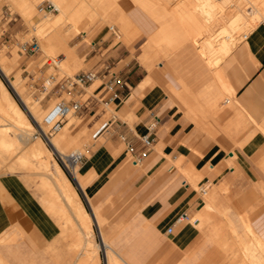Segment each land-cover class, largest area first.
Segmentation results:
<instances>
[{"label":"crops","instance_id":"0c3cea01","mask_svg":"<svg viewBox=\"0 0 264 264\" xmlns=\"http://www.w3.org/2000/svg\"><path fill=\"white\" fill-rule=\"evenodd\" d=\"M129 20L121 27L124 36L135 26L142 35L140 41L137 38L131 44H126L115 40L116 35L109 29V32L99 34L89 46L81 41L74 44L75 48L68 44L70 53L64 54L69 60L75 54L82 58L83 67L76 72L92 69L97 73L95 80L86 86L61 87L70 94L68 99L61 98L67 103L87 101L86 105L81 103L74 115L84 119L88 130H93L100 123L94 141L83 143L85 153L78 163L79 175L84 177L85 185H77L86 196L93 219L98 225L92 212V208H95L92 198L104 203L105 216L110 217V222L140 227L141 231L136 235L130 231L115 230L109 231L106 236L113 239H146L145 243H134L124 248L129 262L110 246L124 264H190V257L197 254L205 238L213 236V231L218 234L220 248L229 247L233 249V254L240 251L244 255L242 249L236 246L237 240L231 231L233 229L240 234V228H244L237 213L248 211L255 222L264 219V203L257 198L261 191L257 181L251 178V174H257L264 181V170L258 166V161L256 164L252 162L255 158L261 159L260 154L264 153L261 147L264 135L259 130L264 129V24L259 23L254 27L237 46L236 53L243 55L240 72L236 74L232 69L218 67L232 90V96L236 92L234 105L230 106L225 104L231 100L228 96L223 98V103L221 99L212 102L219 91L217 87L216 90L212 87L210 91L206 88L205 96L202 95L205 84L198 71L195 78L201 79L193 89L186 84V92L183 93L179 86L175 87L170 70L164 68L159 71L152 67L148 58L149 44L143 51L139 50L155 26L143 15L131 14ZM111 72L119 76L122 82L114 86L115 98L106 103L111 93L104 89V83ZM94 82L97 85L87 92ZM172 88L180 90L178 96L172 93ZM106 105L113 106L117 113L103 119ZM151 113H155L159 120L153 128H148ZM146 132L152 138L149 147L140 140V136ZM121 136L132 143L133 152L127 151ZM234 138H240L235 151L240 155L236 164L246 179L241 184L242 188L236 182L235 167L226 165L227 156L232 160L234 158ZM250 138L261 139L250 151H246L243 146ZM240 142L244 145H240ZM254 151L258 154L261 152L260 158L258 155L255 157ZM134 157L140 159L138 163L132 162ZM168 160H174L176 168L173 165L166 167ZM41 174L43 180L46 173ZM181 175L187 178L188 175H201L198 189L208 184L205 193L210 190L208 198L203 199L190 181L183 179L179 183ZM40 185L45 190L41 199L43 203L16 174L8 173L6 177H0V242L6 230L21 232L24 236L19 243H10V264H71L73 253L69 244L85 248L87 240L81 243L78 236L70 240L67 234H59V220L55 218L56 222L48 212L62 218L64 231L72 225L70 218H73L84 238L85 231L92 234L90 214L73 184L89 215L85 224L77 218L63 197L65 207L49 194L51 188L48 185ZM223 188L232 190L233 194L227 191L221 194ZM183 211L195 221L185 220L166 233V227ZM64 214L69 217L68 222ZM97 236L102 242L103 231L99 229ZM228 238H232V241L229 242ZM238 241L241 245L245 244L240 236ZM97 252L98 249L89 255H96ZM44 254L50 258L44 259ZM78 255L83 256L84 251L80 250ZM0 257L4 264H8L1 254ZM87 262L100 264L98 259ZM104 264L115 262L105 257Z\"/></svg>","mask_w":264,"mask_h":264},{"label":"rangeland","instance_id":"374dc122","mask_svg":"<svg viewBox=\"0 0 264 264\" xmlns=\"http://www.w3.org/2000/svg\"><path fill=\"white\" fill-rule=\"evenodd\" d=\"M64 3L70 0H63ZM107 0H101V2H105ZM109 1V0H108ZM137 4L141 5V7L144 9L145 12H148L150 15H152L147 7L142 5L138 0H135ZM16 3L18 6L22 9H26L29 13L32 14L31 19L32 22L27 23L21 17L15 6L10 3L8 0H0V50H4V54L8 59L13 58L14 60L11 61L10 66V72L8 74V78L3 75V73L0 71V77L2 78L4 84L9 89L11 95L15 98V100L24 108L23 102L21 101V97H26L30 100L31 103L36 104L40 111V120H35L31 117L29 112H26L28 115V119L32 123V128L30 129V138L29 140L24 142H19L17 144L16 148H11L7 150L6 152V158L1 159L0 158V177L5 176L8 173L16 174L35 194L38 198H40V201L43 203L42 196L44 195V187L40 185V183H43L45 185H48L50 188L53 187L52 182L50 181H41L43 178V175L41 172H46L47 169H45L43 166L38 164L37 158L33 157L27 152V146L35 139H38L39 135L37 132H39L40 128L38 126V123L44 126V130H48L49 124L44 123L42 121V118L47 113V111L52 107V105L58 101L61 98L68 99L70 98V94L66 93V91L62 88H59L58 86L54 85V82H48L47 79L50 76V74H53L56 78H58L61 74L65 75H72L74 72H76L79 68L83 67L82 58H78L75 54V57L70 59L68 62L63 60L65 58L66 52L58 47H54L53 49L49 48L48 46H44V36L42 34H45V37H50L52 35L56 36H66V44L71 45L75 48L74 44L81 41L84 45H90L93 41L97 40V37L102 32H109V27L114 26V28L117 30V35L115 36V40L122 41L126 44H131L133 40H136L137 38L139 41L142 39V35L140 32L136 29L134 26V30L128 32L126 36H124L123 31L120 25L116 24L115 18L116 16L113 15L112 17H100V15H106L109 9H113V5L107 7L101 6L99 3L97 5V9L99 11L98 14H93L92 18H94V22L90 24L86 28L85 20L90 18V14H85L83 17V20L79 23L78 26L72 27L71 23L69 21H60L56 24H38L37 21L39 20L42 15L46 13L47 16H50L54 13H57V9L53 5V3L50 0H16ZM48 4L50 6L48 7ZM107 10V11H106ZM125 13L128 14L127 16H130L131 14H136V11L134 9H130V5L126 9H124ZM153 16V15H152ZM108 18H111L108 19ZM115 18V19H114ZM218 18V19H217ZM224 19V20H223ZM227 19L225 15H222L221 18L216 17L214 27L217 29L219 26H221L222 22ZM250 19L255 20V18L250 17ZM115 20V22H114ZM162 19H160L161 21ZM157 21V22H160ZM33 23V24H32ZM36 23V24H35ZM249 21L245 20L244 25H248ZM259 23L264 24V19L257 20V25ZM28 24V25H27ZM116 24V25H115ZM158 24V23H156ZM37 26L38 31H40L42 34H36V29L34 28ZM32 26V27H31ZM34 26V27H33ZM170 26L165 27L164 25L160 28L159 35L165 36L170 31ZM35 30H34V29ZM166 28V29H165ZM86 29L85 32H82V30ZM164 30V31H163ZM168 30V31H167ZM164 34V35H163ZM151 35V34H150ZM161 36V37H162ZM149 38H145L144 42L141 43L139 50L143 51L145 46L149 44V55L148 58L151 60L152 67L160 70H163L164 68L166 71L171 72V74L174 77L175 87H180L184 92H186L185 87L189 85V89H193L196 85V82H199L201 78H198L195 76L198 70V67L204 66L202 58H199L196 54V44H192L190 42H187L185 44H175L177 42H168L164 39H159L157 41H153L154 43H151L150 36H146ZM243 36H240L236 42H234L231 51L229 54L225 55L219 62V67L223 68L225 70L232 69L237 74V72L242 70L241 62L243 59V55L241 52L236 53L237 46L240 45L243 42ZM37 41L40 49L37 50L34 53H31L27 50L28 45L32 41ZM165 41V42H163ZM163 43V44H162ZM168 43V44H167ZM154 44V45H153ZM162 45V46H161ZM177 45V46H176ZM169 46V47H168ZM174 46V47H173ZM161 47V48H160ZM171 47V50L169 49ZM173 47V49H172ZM177 48V49H175ZM162 49V50H161ZM175 49V50H174ZM15 50V51H14ZM169 50V51H168ZM174 50V51H173ZM163 51V52H162ZM172 51V52H171ZM167 52V53H166ZM17 53V54H16ZM170 53V54H169ZM168 54V55H166ZM19 56V57H18ZM16 57V58H15ZM45 57L57 58V65L54 67L51 63L43 62ZM49 61V59H48ZM218 65H215V68H217ZM199 67V69H200ZM210 68H214V66H211ZM212 71V70H211ZM213 72V71H212ZM209 72V73H212ZM18 75L19 85L21 86V94H18L9 83L10 78H14L16 75ZM213 74V73H212ZM97 85V82H94L90 87L87 88V92H91L94 87ZM57 89H59L58 94ZM55 91V92H53ZM172 93H174L176 96L180 93V90L178 88H172ZM188 91V90H187ZM229 91L225 90L219 99H221V103H223V98L225 96H228ZM226 93V94H225ZM86 95H84L85 97ZM236 97V92L233 94V96H230V102L225 103L230 106L234 105L233 99ZM27 111V110H26ZM70 113V114H69ZM72 113V114H71ZM117 112L113 109V106L106 105L105 106V114L103 116V119L108 117L110 114H116ZM2 123L6 124V121H1ZM68 122L66 125L65 123ZM253 123V122H252ZM66 126L68 134L71 136H74L76 138H68L62 147L64 153H69V151L79 149L83 150L85 153V150L83 149V143L84 142H93L94 136L96 135V131H98L100 123H97L93 130H88L85 127V121L83 118L75 116L74 112H68L66 114V121L62 126ZM61 126V127H62ZM59 128L58 130L54 131L49 137H53L59 132L62 128ZM12 129V128H10ZM15 130H10L11 136H14ZM78 137H77V136ZM33 139V140H32ZM45 141V144L49 147H52L51 144L47 139L42 138ZM240 138H234L233 142L236 146L235 148H232V150L235 151V149L239 146L237 144V140ZM255 138H250V142H253ZM261 139V138H257ZM264 140V138H262ZM30 140H32L30 142ZM69 140V141H68ZM74 141V142H72ZM252 143L253 146H255L256 142ZM30 142V143H29ZM66 143V144H65ZM69 144V145H68ZM65 147V148H64ZM65 149V150H64ZM52 156L54 159L61 165L63 168L65 174L70 178L73 186L76 188L78 195L80 199L82 200L86 210L90 214L91 220V226H92V234L89 235L87 231H85L86 237L84 238V234L81 233L79 230L78 224L71 219V226H68L67 230H63L62 226V218H59L56 214L53 212H48L53 219L59 222L57 223L59 226V234L62 235H68L69 239H77V236L80 237L81 243L84 240H87L86 243V249L81 245H72L69 244L68 247L72 249V260L71 264H88L89 259H98L100 264H104L105 257L109 259L110 257L115 262V264H124L121 260V258L114 254L110 249L108 250L105 245L99 240L98 238V231L99 229L103 231V239L113 248L115 249L118 254L124 258L127 262H129V258L127 255H125V249L131 247L134 243L137 245V243H145V238H139V239H133V238H122V239H113V238H107L109 231H130L133 232L134 235H136V232L141 231L140 227L136 226L135 224L130 223H122L115 225L114 223L110 222V217L105 216L106 208L104 206V203H101L99 200H95L92 198V202L95 205L96 209V219L98 222H95L93 219V216L91 214V208L90 205L86 199V196L83 191H81V188L77 185V182L73 178V174L68 172L65 168V164L60 157L59 153L52 147ZM28 156L27 161H21V157ZM257 159L255 158L252 162L256 164ZM226 165L230 166L233 164L232 159L227 156L226 158ZM236 163V158H235ZM175 166L174 160H168V162L165 163L166 167ZM237 165V164H233ZM138 166V165H137ZM176 168V166H175ZM258 170H256L257 173ZM234 172L237 174L236 176V182L239 183L240 188L241 184H243L246 179H244V176L238 169V166L234 169ZM258 175L251 174V178L255 179V181L258 180ZM201 175L199 177H192L188 175V178L186 175H181V178L178 180L180 183L183 179L190 181L192 183V187L195 189H198V181L200 180ZM251 184H253V181H251ZM229 194H233L232 190H226ZM236 192V191H235ZM210 193V190L207 192V194L202 195V198H208ZM237 193V192H236ZM264 196V192H262ZM57 195V194H56ZM258 199H262V202L264 203V197H262L261 192H258ZM262 197V198H260ZM58 198V201L62 203V206L65 207L64 202L62 199L59 198V196L55 197ZM108 198V197H107ZM259 206L256 207L258 209ZM255 209V207H254ZM253 210V208H252ZM66 213H68V210H66ZM243 213V212H242ZM54 215V216H53ZM196 216V215H195ZM57 218V219H55ZM193 218V217H192ZM254 219V217H253ZM62 223V224H61ZM213 231V230H212ZM244 228H240V240H242L245 244H251L254 240H252L250 237L249 232H244ZM244 232V234H243ZM264 234V231H262ZM248 234V236H247ZM246 235V236H245ZM218 234H216L213 231V236L210 238H205L202 242V246L197 249V254L192 255L190 258V264H248L247 261L250 262V256L245 251L244 255L238 251L237 254H233V249L231 248H220V240H218ZM3 241L0 245V254L3 256V258L7 261L8 264L12 263L10 260V243L15 241L16 243H19L22 239L23 234L21 232H10L6 230L4 233H2ZM250 238V240H249ZM165 240H168V238H165ZM229 242L232 241V238H228ZM251 241V242H249ZM98 244V252L96 255L90 256L89 254L92 252L89 250L90 248H93L94 245ZM45 245V244H44ZM66 246V245H65ZM93 246V247H92ZM45 247V246H44ZM120 249H117L119 248ZM19 250V249H18ZM46 250V249H45ZM50 250V249H47ZM82 250L84 251V255H78V252ZM109 252H108V251ZM260 251L259 247L256 248L255 252L258 254ZM261 252V251H260ZM109 257H108V255ZM199 253V254H198ZM113 256H110L112 255ZM44 259L50 258L46 254H44ZM49 264V263H48ZM50 264H52L50 262Z\"/></svg>","mask_w":264,"mask_h":264},{"label":"bare ground","instance_id":"6f19581e","mask_svg":"<svg viewBox=\"0 0 264 264\" xmlns=\"http://www.w3.org/2000/svg\"><path fill=\"white\" fill-rule=\"evenodd\" d=\"M8 1L15 6L18 14L21 17H23L25 22L27 23L32 22L31 13L26 11V9L20 8L16 3V0H8ZM50 1L57 9V13H54L50 16H47L46 13L44 15L41 14L42 17H40L39 20L37 21L38 22L37 25L43 23L56 24L57 22L60 21H69L72 27H76L83 20L85 14L88 13L91 16L94 13L95 14L99 13L97 9V5L99 3L101 6L103 7L105 6L107 8L111 6V4L113 5L112 10L109 11V9L111 8L109 7L106 15H100V17L106 18V16L112 17L113 15H115L116 16L115 18H117L116 22L118 21V23L116 24L120 25L119 27H122L123 24H128L130 22L129 20L130 16H127L128 14H126L124 11V9H126L128 5H130V9H134V11H136L135 14L136 16L143 15V18L148 19L149 22L155 26V29L154 31H152V34L148 35L150 36L151 43H154L153 41H157L159 39H164L168 42H177L175 44H180V45L185 44L187 42L196 44L197 45L196 54L199 58H202L204 64L202 68L199 66L200 69L198 67L197 70L198 72H200V76H202V79L205 84L204 86L205 92H203L202 95L205 96L207 89L210 91L212 87H214L215 90L216 87L217 89L219 88L217 95L212 99L213 103L216 101L218 102L220 96L225 90L229 91V94L227 92L228 97L230 96L232 97V90L227 85L220 69L218 68L220 60L231 51L234 42H236V40L240 36L245 37L246 34H248L254 27L257 26V20L264 19V0H138L142 5L147 7L146 9H148V11L153 16L150 15L148 12H145L144 9L141 7V5L137 4L135 0H109V1L107 0L104 3L101 2V0H70L67 1L66 3H64L63 0H50ZM222 15H225L227 19L224 21V23L223 22L221 23L222 24L221 26L215 29L216 27H214V24L216 23L214 21L216 17L221 18ZM92 17L93 16L85 20V24H86L85 26H88L94 20V18ZM250 17L255 18V20L250 19ZM108 19L111 20V18ZM160 19L162 20L160 21ZM245 20L249 21L248 25H244ZM163 25L165 27L170 26L169 27L170 31L164 37L162 35L161 37L159 35V31ZM34 28L36 29V34H42L40 31H38L37 26H35ZM42 36H44V46H48L51 49H53L54 47L61 48L66 52V55L70 53V48L66 44L67 41L66 36L52 35L50 37H45V34H42ZM146 38L147 40H149L148 37ZM169 49L171 50V47ZM3 51L0 50V71L3 73L4 76L8 78V74L11 69L10 63L14 59L13 58L8 59ZM63 60L67 62L69 61L68 57L64 58ZM215 65H218L217 68H215ZM211 66H214V68H210ZM209 72H212L213 74ZM8 80L12 88L18 94H21L22 89L21 86L19 85L18 75ZM21 101L25 106V110L11 95L9 89L4 84L2 78L0 77V158L1 159H5L7 157L6 156L7 150L11 148H16L19 142L26 143L29 140L32 123L28 119V115L26 112H29V114L33 119L37 121L40 120L41 113L39 111V108L35 106L36 104L31 103L30 100L26 97H21ZM1 121H6L7 123L4 124ZM67 123L68 122H66L65 125ZM65 125L61 127L62 129L59 132H57L55 136L47 138L53 149H55L57 153H59L61 158H64V155L66 154L63 152L62 149L64 142L68 138H76L75 135L71 136L70 134H68L67 130L68 131L70 130L69 129L66 130ZM38 126L40 129L44 130L43 125L38 123ZM10 130H15L14 131L15 137L11 136ZM259 130L262 132L261 134L264 135V129L259 128ZM32 140H30V142ZM257 140L260 139L255 138L253 142H250L249 140L245 146H243L244 144L242 143L243 142L242 141L240 142V145L242 144V146L245 148L244 150L250 151L253 148L252 143H254ZM52 147L47 146L45 144V141L41 137H38V139L33 140L27 146V152L33 157L37 158L39 165L47 169V171L45 172L46 177L42 181L48 180L50 182H53L54 185L53 187H51L49 194L54 197L59 196L60 199L63 197L64 201L74 210L77 218L83 224H85L86 222H88L89 215L85 211L81 203V200L79 199L69 178L66 176L63 168L52 156L53 154ZM261 147L264 148V143L261 145ZM259 150L261 151L262 149ZM254 154L255 157L256 155L259 156V154L256 152ZM260 155H262V157L261 159L257 160L259 164L257 165L261 166V168L264 170V156H263L264 153ZM21 158H22L21 161L26 162L28 156H23ZM235 158L240 159V155L237 151H234V158L232 160L233 164H236ZM233 164L230 166L236 168L237 165H233ZM70 172L73 174V177L76 179L77 183H79L81 187H84L85 185V181L83 179L84 177H81L79 175L78 164L71 165ZM257 183H258V187L260 188L261 195L262 197H264L262 194V191H264V181H261V179L258 178ZM225 192L226 190L225 188H223L220 193L224 194ZM230 207L232 206L230 205ZM92 212L95 216H97L96 209L94 207L92 208ZM224 213L225 212H221L220 214H224ZM237 214L242 220L245 230L244 232L247 231L251 233L250 236L252 237L250 238L254 241L251 244L246 243L244 245H241V243H239L238 241L240 234L237 233L235 230L231 229L233 237L235 238V240H237V242L235 243L236 246L237 247L239 246L243 252L246 251L249 254L251 264H264V234L262 233V231H264V219H262L260 222H255L253 220V217L249 215L248 211L247 213L238 212ZM64 215L66 221L68 222L69 217L67 216V214ZM102 243L103 245H105V248L108 247L107 249L108 250L110 249V245L108 244L109 242L107 243L104 239H102ZM258 247L261 252L259 251L258 254H256L255 250ZM98 248H99L98 244H96L94 245L93 248H90V250L92 252H96ZM110 256H113V254ZM0 264H4L1 257H0Z\"/></svg>","mask_w":264,"mask_h":264},{"label":"built area","instance_id":"2783aa9c","mask_svg":"<svg viewBox=\"0 0 264 264\" xmlns=\"http://www.w3.org/2000/svg\"><path fill=\"white\" fill-rule=\"evenodd\" d=\"M49 6L50 4H48V7ZM109 29L112 30L115 35H117L116 34L117 31L114 28V26H110ZM39 49L40 46L36 40L32 41L27 47V50L30 51L31 53H34ZM43 62L51 63L54 67H56L57 58L50 59V57H45ZM96 77H97L96 71L89 69L81 72H74L72 75L61 74L58 78H56L53 74H50V76L46 81L47 83L54 82V85L58 86L59 88L66 87L70 89L73 86H82V87L86 86L90 84L93 80H95ZM121 82L122 80L119 76H117L114 72L110 73L109 78L104 83V89L109 93H111L110 95L107 96L106 103L111 102L115 98L116 93L113 91L114 86L120 84ZM86 102H87L86 100H83V102L73 101L72 103H67L62 99L56 101L42 118V121L44 123L45 122L48 123L49 127L47 131L40 129L39 132H37L39 137L44 139L49 138V136L54 131L58 130L64 124V120H66V114L70 110L72 112H75L81 106V103H83V105H86ZM158 120H159L158 116L155 113H151L148 120V128H153L157 124ZM121 139L125 141V146L127 151L133 152L134 147L132 143L129 140H126L124 136H121ZM140 140L143 142V144L146 147H149L152 143V138L150 137V134L148 132L143 133L140 136ZM83 156H84V151L79 149L72 150L69 153L65 154L62 160L65 164L66 170L70 172L71 165L78 164ZM139 160L140 159L138 157L132 158L133 163H138ZM207 190H208V184H204L200 186L198 189V191L202 195H204ZM185 220H189L193 222L195 221V219L192 220V217L187 212L183 211L174 217L171 224L166 227L165 232L166 233L171 232L176 225L182 223Z\"/></svg>","mask_w":264,"mask_h":264}]
</instances>
